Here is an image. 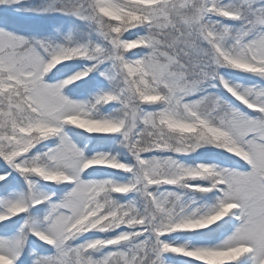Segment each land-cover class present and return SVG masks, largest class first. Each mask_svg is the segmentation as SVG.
<instances>
[{"label": "snow or ice", "instance_id": "obj_1", "mask_svg": "<svg viewBox=\"0 0 264 264\" xmlns=\"http://www.w3.org/2000/svg\"><path fill=\"white\" fill-rule=\"evenodd\" d=\"M0 264H264V0H0Z\"/></svg>", "mask_w": 264, "mask_h": 264}, {"label": "rangeland", "instance_id": "obj_2", "mask_svg": "<svg viewBox=\"0 0 264 264\" xmlns=\"http://www.w3.org/2000/svg\"><path fill=\"white\" fill-rule=\"evenodd\" d=\"M60 22H62V21H55V23H60Z\"/></svg>", "mask_w": 264, "mask_h": 264}]
</instances>
